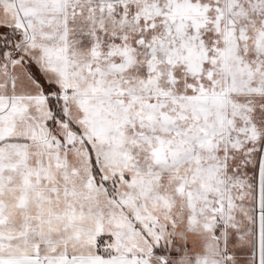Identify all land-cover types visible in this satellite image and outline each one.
Wrapping results in <instances>:
<instances>
[{"label":"snow or ice","instance_id":"obj_1","mask_svg":"<svg viewBox=\"0 0 264 264\" xmlns=\"http://www.w3.org/2000/svg\"><path fill=\"white\" fill-rule=\"evenodd\" d=\"M0 264H264V0H0Z\"/></svg>","mask_w":264,"mask_h":264}]
</instances>
